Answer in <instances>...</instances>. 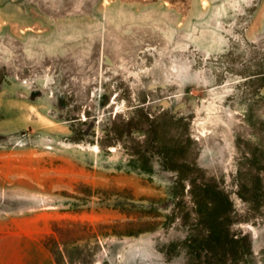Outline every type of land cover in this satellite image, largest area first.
Returning <instances> with one entry per match:
<instances>
[{
  "label": "rangeland",
  "instance_id": "374dc122",
  "mask_svg": "<svg viewBox=\"0 0 264 264\" xmlns=\"http://www.w3.org/2000/svg\"><path fill=\"white\" fill-rule=\"evenodd\" d=\"M84 112L154 122L240 239L226 264H264V0H0V218L49 221L56 264H204L188 183L142 132L71 142Z\"/></svg>",
  "mask_w": 264,
  "mask_h": 264
},
{
  "label": "trees",
  "instance_id": "16d2710c",
  "mask_svg": "<svg viewBox=\"0 0 264 264\" xmlns=\"http://www.w3.org/2000/svg\"><path fill=\"white\" fill-rule=\"evenodd\" d=\"M143 121L146 124L151 123L148 124L147 130L133 128L130 122L126 124L125 128L117 126L112 122L110 126H105L101 135H99L93 129L89 115L84 112L82 119L78 117L72 120L70 141L75 144L87 142L93 145L96 143L97 147L104 148L119 145L126 137H130L132 131L142 132L144 138L142 143L152 147L153 151L163 158V161H161L163 169L175 171L178 175V183L184 184L187 182L189 185L188 190L192 197L195 214L199 216L200 224L208 232L206 238L197 244V248L200 251H203L206 256H210L205 259L204 264H226L227 261L236 263L240 258V252L237 248L240 239L230 238L227 229L224 228L225 218H222L224 213H221V207L214 197L213 187L208 184H201L199 186L194 184V178L190 174L192 163L189 162L186 154L183 153L181 155L178 167L173 166L167 151L163 150V139L152 129L154 122H149L146 116L143 117ZM87 139H95V142ZM140 159L144 165L141 166V170L148 174L152 173V167L147 164L150 156L147 157L145 154H142ZM222 201L229 206L227 199L224 198ZM191 243L188 244V241H185L183 245L188 249L191 247Z\"/></svg>",
  "mask_w": 264,
  "mask_h": 264
},
{
  "label": "crops",
  "instance_id": "0c3cea01",
  "mask_svg": "<svg viewBox=\"0 0 264 264\" xmlns=\"http://www.w3.org/2000/svg\"><path fill=\"white\" fill-rule=\"evenodd\" d=\"M49 230L35 215L0 218V264H56L45 243Z\"/></svg>",
  "mask_w": 264,
  "mask_h": 264
},
{
  "label": "bare ground",
  "instance_id": "6f19581e",
  "mask_svg": "<svg viewBox=\"0 0 264 264\" xmlns=\"http://www.w3.org/2000/svg\"><path fill=\"white\" fill-rule=\"evenodd\" d=\"M95 149H97V147H95Z\"/></svg>",
  "mask_w": 264,
  "mask_h": 264
}]
</instances>
